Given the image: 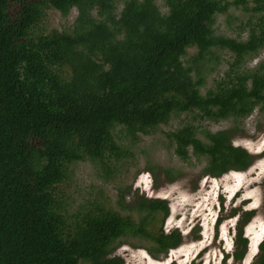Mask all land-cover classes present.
Instances as JSON below:
<instances>
[{
  "label": "trees",
  "instance_id": "trees-1",
  "mask_svg": "<svg viewBox=\"0 0 264 264\" xmlns=\"http://www.w3.org/2000/svg\"><path fill=\"white\" fill-rule=\"evenodd\" d=\"M120 1L0 0V264H127L115 254L127 236L166 255L184 239L151 227L159 213L169 216L166 200L140 196L138 221L102 206L69 224L57 186L70 165L99 162L109 171L111 158L129 154L119 133L135 141L174 115L241 121L264 107V60L243 69L264 50V0H164L165 12L157 0H122L118 11ZM231 7L251 13L245 40L216 34L217 16ZM49 8L64 17L76 8L72 30L32 36ZM214 49L234 60L228 80L203 95L193 72ZM233 133L187 123L168 137L182 161L205 160L203 174L218 178L254 161ZM261 248L252 264H264Z\"/></svg>",
  "mask_w": 264,
  "mask_h": 264
},
{
  "label": "rangeland",
  "instance_id": "rangeland-1",
  "mask_svg": "<svg viewBox=\"0 0 264 264\" xmlns=\"http://www.w3.org/2000/svg\"><path fill=\"white\" fill-rule=\"evenodd\" d=\"M157 4L166 11L164 0H157ZM122 7L121 0L118 11ZM77 15L76 8L67 17L55 9H46L32 36L69 32ZM250 15L231 7L226 15L217 16L216 34L240 35L245 40ZM195 53L197 49H190L185 59ZM233 60L230 52L214 49L209 60L197 64L193 76L196 80L204 79V85L200 86L203 95L228 80ZM262 60L264 50L248 59L243 69H254ZM187 123L212 132L234 129L233 144L254 156L252 165L245 171H229L213 178L202 172L205 160L182 161L175 154L168 134ZM118 137L129 154L119 160L111 158L107 162L109 171L99 162H76L70 165L68 178L57 186V198L69 224L79 219L80 214L97 212L102 206L138 221L132 206L140 196L166 200L169 216L163 220V213H159L151 227L154 231L162 227L166 232L178 229L184 236L183 242L166 255L154 256L149 252L151 241L131 236L120 238L115 254L122 256L127 264H228L225 257L234 251L233 236L239 219L243 213L251 211L254 215L244 227L246 235L249 234L252 243L264 238V107H257L241 121L231 118L213 122L195 120L192 114L174 115L168 124L159 126L149 135H139L135 141L126 137L124 131ZM175 176L177 178L171 179ZM256 246L252 247L245 264L252 263Z\"/></svg>",
  "mask_w": 264,
  "mask_h": 264
},
{
  "label": "flooded vegetation",
  "instance_id": "flooded-vegetation-1",
  "mask_svg": "<svg viewBox=\"0 0 264 264\" xmlns=\"http://www.w3.org/2000/svg\"><path fill=\"white\" fill-rule=\"evenodd\" d=\"M206 176H209V175H206ZM244 214L245 213H243V215ZM243 215H241V218L239 219V225H238L237 230L235 231V234L233 236L232 247L234 248V251L231 253V256L225 257V258H228L225 260L230 261V262L228 261V264H245L246 263V257L250 254L252 247H255L256 245H257L256 246L257 251L251 257L253 259L252 263L262 253L261 245L264 243V241H263L264 238L262 240H259V241L257 240L258 244H257L256 240H255V242L253 241V243H252V240H250V238H249V234L246 235V231L244 230V227L246 226V224L243 226L241 225V220L243 218ZM250 235H251V233H250ZM239 236H241L243 239L247 240L246 246L242 243H239V241H238ZM254 243H256L255 246L253 245ZM238 253H243V256L238 257Z\"/></svg>",
  "mask_w": 264,
  "mask_h": 264
},
{
  "label": "bare ground",
  "instance_id": "bare-ground-1",
  "mask_svg": "<svg viewBox=\"0 0 264 264\" xmlns=\"http://www.w3.org/2000/svg\"><path fill=\"white\" fill-rule=\"evenodd\" d=\"M255 242V241H254ZM256 242H257V239H256Z\"/></svg>",
  "mask_w": 264,
  "mask_h": 264
}]
</instances>
